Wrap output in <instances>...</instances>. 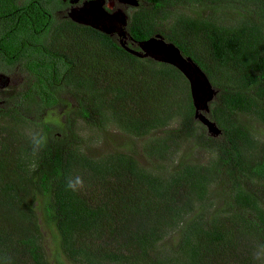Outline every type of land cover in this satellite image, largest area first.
<instances>
[{"label": "trees", "instance_id": "trees-1", "mask_svg": "<svg viewBox=\"0 0 264 264\" xmlns=\"http://www.w3.org/2000/svg\"><path fill=\"white\" fill-rule=\"evenodd\" d=\"M41 1L7 40L35 48L0 106V264H51L40 216L73 264H264V0H138L130 11V41L161 34L217 89L216 136L178 68L70 20L56 34ZM68 95L64 124L40 119ZM79 118L127 139L89 150ZM30 132L47 138L36 153ZM76 176L85 186L73 192Z\"/></svg>", "mask_w": 264, "mask_h": 264}, {"label": "flooded vegetation", "instance_id": "flooded-vegetation-1", "mask_svg": "<svg viewBox=\"0 0 264 264\" xmlns=\"http://www.w3.org/2000/svg\"><path fill=\"white\" fill-rule=\"evenodd\" d=\"M0 0V106L5 102L2 96L4 91L10 90V96L17 90L18 84L14 87L4 86L10 81L24 80L25 76L20 68L19 57L22 55L31 54L32 49L35 48L33 37L27 44L24 45V51L19 53L17 50L9 51L8 39L11 34L16 33L19 27L21 13L27 10L24 6L31 8H38L42 6L41 0ZM45 1V0H43ZM47 10L45 13L48 15V20L44 23L47 26L57 30L66 29L68 20L75 22L79 25H86L91 29H96L109 34L114 38L118 44L125 48L139 50L138 41H130L128 33V19L130 11L138 6L128 3L125 0H46ZM138 1V0H137ZM23 8V9H22ZM84 10L82 16L81 10ZM80 15L82 17H80ZM74 18V19H73ZM78 19V20H75ZM81 20V21H80ZM83 20V22H82ZM70 23V22H69ZM71 25V24H70ZM55 26V28H53ZM41 28H45L41 26ZM131 46V47H130ZM26 51V52H25ZM9 54V55H8Z\"/></svg>", "mask_w": 264, "mask_h": 264}, {"label": "water", "instance_id": "water-1", "mask_svg": "<svg viewBox=\"0 0 264 264\" xmlns=\"http://www.w3.org/2000/svg\"><path fill=\"white\" fill-rule=\"evenodd\" d=\"M125 1L134 5L138 3L137 0ZM81 14L83 16V9ZM82 16L80 15V17ZM138 47L139 50L126 46L125 49L139 57H151L155 60L172 64L184 74L189 82L192 102L195 107V119L205 125L210 135L216 136L220 134L221 130L216 123L207 116L209 103L215 97L217 89L212 86L204 71L190 57L184 56L175 44L166 41L159 33L145 40L138 41Z\"/></svg>", "mask_w": 264, "mask_h": 264}, {"label": "rangeland", "instance_id": "rangeland-1", "mask_svg": "<svg viewBox=\"0 0 264 264\" xmlns=\"http://www.w3.org/2000/svg\"><path fill=\"white\" fill-rule=\"evenodd\" d=\"M56 34L62 35L61 30L60 32L57 31ZM16 82L17 84L19 83L18 87L23 83L21 82V80H15V81L12 80V82L10 81V84L8 83L7 85H4V86L14 87L17 85L15 84ZM10 94H11L10 90L4 91V94H2L1 96L5 99L4 103H7L6 98L10 97ZM66 98L69 100L71 104L69 105L57 104L55 107L44 111V113L40 115V119L43 121L51 120V121H56L58 123L64 124L65 119H69L72 116L71 110L76 106L74 99L71 95L66 96ZM77 124L79 126V129H81L79 130V134L81 137H83V141L85 142L84 147L87 146L89 150L91 149L92 151L99 152L105 149L112 150L113 148H118L120 146L118 145L119 139H117V137H120V141L121 139L122 141H125V138L127 139V137H125L121 131L115 130L114 128H111L110 130H108L109 132L107 134H103V132L99 131L98 129H92L86 126L84 127L80 118L77 120ZM261 132H262V135L264 136L263 126H261ZM112 134L116 135V137H114V141L109 138V137H112ZM132 141L137 145L138 149L141 150L140 147H141V144L143 143V139L132 138ZM202 154H203L204 159L208 157V154L206 152ZM39 221H40V226H41V232L43 233V238H41L42 244L45 248V251L48 254L50 263L51 264H73L69 262L68 260H66V258H64L61 253L58 254L57 237H53L51 230L45 226V223L42 221L41 216L39 217Z\"/></svg>", "mask_w": 264, "mask_h": 264}, {"label": "clouds", "instance_id": "clouds-1", "mask_svg": "<svg viewBox=\"0 0 264 264\" xmlns=\"http://www.w3.org/2000/svg\"><path fill=\"white\" fill-rule=\"evenodd\" d=\"M31 143L33 145V152H38L47 143V138L45 136L39 135L34 132L29 133ZM84 180L80 176L74 178H69L67 180V188L73 192H78L84 188Z\"/></svg>", "mask_w": 264, "mask_h": 264}]
</instances>
